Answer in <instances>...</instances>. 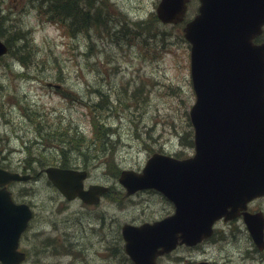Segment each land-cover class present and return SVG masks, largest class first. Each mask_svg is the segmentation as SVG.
Segmentation results:
<instances>
[{
    "label": "rangeland",
    "instance_id": "obj_1",
    "mask_svg": "<svg viewBox=\"0 0 264 264\" xmlns=\"http://www.w3.org/2000/svg\"><path fill=\"white\" fill-rule=\"evenodd\" d=\"M87 1L103 6L113 22L119 21L116 27L69 33L60 20H48L44 11L50 9L49 4H41L42 0H0V14L19 31H27L26 41L35 48L29 63L34 67L27 71L32 78L17 75L24 68L14 59L15 47L0 60V160L11 170L21 171L33 163L41 168L60 156L52 147L62 140V155L88 171L85 186L110 185L119 200L118 205L108 198L99 206L65 203L44 173L27 183H10L15 199L30 203L35 211L20 243L28 252L24 264H36L39 258L44 264L50 262L49 252L36 253L48 248L44 246L48 234L57 239V245L82 254V264H129L118 238L121 222L158 218L172 212L173 205L160 193L148 190L123 197L114 171L140 170L153 152L181 157L194 152L188 112L195 94L183 24L154 22L151 15L158 0ZM197 5L194 1L187 17L195 14ZM146 19L153 24L139 33L136 23L145 25ZM5 24L0 19V27ZM3 31L12 37L11 30ZM47 81L60 83L61 88L48 87ZM102 108L109 112L107 122L117 124L120 132L118 141L110 143L114 146L95 145V153H81L70 146L65 136L80 133L82 137L83 132L92 146L90 112ZM38 130H44L43 135L40 142H34ZM50 138L55 140L48 142ZM25 145L30 146L28 150ZM249 210L264 212V196L252 201ZM254 248L242 219L221 221L209 240L195 246L179 245L162 256L161 264L204 260L210 264H264V252Z\"/></svg>",
    "mask_w": 264,
    "mask_h": 264
},
{
    "label": "water",
    "instance_id": "obj_2",
    "mask_svg": "<svg viewBox=\"0 0 264 264\" xmlns=\"http://www.w3.org/2000/svg\"><path fill=\"white\" fill-rule=\"evenodd\" d=\"M187 0H160L163 22L182 19ZM264 0H201L199 13L184 27L191 42V77L196 101L190 109L195 154L176 159L154 153L141 173L124 170L120 182L127 193L142 187L162 191L175 204L174 214L139 227L125 225V249L136 264H156L157 254L179 242L195 244L212 232L214 220L242 210L255 243L264 245L262 212L251 213L247 202L264 194ZM7 46L0 40V56ZM48 177L67 197L96 201L107 188L83 189L85 171L50 166ZM0 168V185L28 179ZM32 213L15 204L0 188V260L17 264L20 232Z\"/></svg>",
    "mask_w": 264,
    "mask_h": 264
},
{
    "label": "bare ground",
    "instance_id": "obj_3",
    "mask_svg": "<svg viewBox=\"0 0 264 264\" xmlns=\"http://www.w3.org/2000/svg\"><path fill=\"white\" fill-rule=\"evenodd\" d=\"M97 10H98V14H97L98 20L96 22L91 21L88 24L85 23L86 25L81 24L80 26H78L77 24H75L74 18L71 15V19H72L74 27L79 31H80V28L82 27V32L85 31V29H86V32L88 33V31L93 27H95V29H101L102 27H105V28L113 27V28H115L116 25L119 23V21L117 19H116V21L113 22V19L108 16L106 9L103 6H100L97 4H94V7L93 6L91 7L90 14L93 16L94 14H96ZM2 18L5 19L6 24L3 25L1 28L4 30L9 29L12 31V37L9 38L10 39L9 41H11L10 46L15 47L17 52H19V51H22L24 53L31 52V50H30L31 47H30L29 43L26 40L22 39V37H21V35H23V34L20 33V31L13 24H11L10 22L7 21L8 20L7 17H5L3 15L0 17V19H2ZM69 19H70V17H69ZM76 20H78V18ZM146 21H147V23L145 25L138 24V22L136 23V25L140 29H144L149 24V21L147 19H146ZM15 41H16V43L13 44V42H15ZM25 64H27V63H25ZM123 104L124 103H121L120 105H118V107L122 106ZM109 117L110 116L107 115L104 111L95 112L93 124H92L90 129L92 132L93 143L96 144L98 147H100V142H105L108 145H112L110 143H112V142L115 143L116 141H118V138H120V132H119V129L117 127V124L111 125L107 122V119ZM95 129H96V131H95ZM98 130H100V132H98ZM36 133H38V134H36L34 136L33 141L34 142H37V141L40 142L42 131H38ZM25 146L27 147V150L30 147L29 145H25ZM112 146H114V145H112ZM93 148H94V146H93ZM96 150L97 149H95V152H96Z\"/></svg>",
    "mask_w": 264,
    "mask_h": 264
},
{
    "label": "trees",
    "instance_id": "obj_4",
    "mask_svg": "<svg viewBox=\"0 0 264 264\" xmlns=\"http://www.w3.org/2000/svg\"><path fill=\"white\" fill-rule=\"evenodd\" d=\"M41 4H49V8L51 10L46 9L44 12L51 15L49 18L54 19V20H57V19L60 20L61 24L62 25L65 24L67 29H69L71 32L72 31L73 32L78 31L75 27L71 28V26L73 25L71 15L74 18L75 24H77L78 26H80L81 24L86 25V24L90 23L91 21L96 22L98 20L97 19L98 10H97L96 14H94L92 16L90 14V12H91V7L92 6L94 7V4L88 2L87 0H77L75 3H73V0H42ZM72 5H73V7H72ZM40 7L39 8L42 10L43 9L42 6H40ZM1 16L2 15L0 14V17ZM69 17H70V19H69ZM77 18H78V20H76ZM150 23L151 22H149V24ZM149 24H148V26H149ZM152 24L153 23H151V25ZM80 31H82V27L80 28ZM85 31H86V29H85ZM20 33L23 34V35H21L22 39L26 40L28 37L27 34H24V32H22V31H20ZM6 34L7 33H5L3 31V29L0 27V36L4 35V38L10 47L11 41H9L10 40L9 35L8 34L6 35ZM15 43H16V41L13 42V44H15ZM32 49H33V51H32ZM30 50H31V52H29V53L22 52V54H20V56L18 58L21 59L24 63L29 64L34 59V57H33L34 48L31 47ZM14 53L17 54V52H14ZM95 131H96V129H95ZM98 132H100V130H98ZM188 134L189 133H187L186 135H188ZM103 143H105V142H103ZM95 145L96 144H94L93 140H92V146L90 147V145H88V152L94 153L95 149H97ZM93 146H94V148H93ZM61 164H62V166H66V164H68V162H66V158L63 159Z\"/></svg>",
    "mask_w": 264,
    "mask_h": 264
},
{
    "label": "flooded vegetation",
    "instance_id": "obj_5",
    "mask_svg": "<svg viewBox=\"0 0 264 264\" xmlns=\"http://www.w3.org/2000/svg\"><path fill=\"white\" fill-rule=\"evenodd\" d=\"M80 216L82 217V213ZM49 243L47 247L52 258L48 264H82V254L77 255L76 251L69 246L57 245L56 238L49 237Z\"/></svg>",
    "mask_w": 264,
    "mask_h": 264
}]
</instances>
